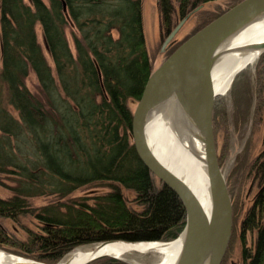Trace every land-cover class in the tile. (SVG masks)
<instances>
[{
  "label": "trees",
  "instance_id": "1",
  "mask_svg": "<svg viewBox=\"0 0 264 264\" xmlns=\"http://www.w3.org/2000/svg\"><path fill=\"white\" fill-rule=\"evenodd\" d=\"M157 1L160 35L167 37L201 3L213 0ZM142 11L143 0H0V172L19 177L13 194L0 197V216L17 217L30 206V196L65 197L87 184L108 187L92 195V203L77 197L63 203L65 210L59 203L32 207L41 230L12 243L14 238L0 227V243L54 263L80 245L111 239L168 241L183 229V201L157 182L131 138L128 101L140 99L155 68ZM224 11L205 13L210 15L206 24ZM38 24L50 58L38 39ZM256 61L264 93V53ZM249 69L236 76L225 101L223 95L216 98L212 125L228 97L248 110L256 96L257 114L264 107V94H255ZM31 71L39 84L36 92L26 83ZM259 154L251 168L257 167L263 184L241 228L242 257L251 264H264V159L258 162L264 150ZM122 186L135 192L141 209L127 203ZM255 229V246L248 248L247 233ZM88 264L134 263L102 256Z\"/></svg>",
  "mask_w": 264,
  "mask_h": 264
},
{
  "label": "water",
  "instance_id": "2",
  "mask_svg": "<svg viewBox=\"0 0 264 264\" xmlns=\"http://www.w3.org/2000/svg\"><path fill=\"white\" fill-rule=\"evenodd\" d=\"M200 8L203 5L193 12ZM192 13L170 31L162 42L163 48L169 47L174 41ZM262 19L264 0H240L229 7L182 41L166 60L155 66L133 109L130 129L135 150L155 177L180 196L186 208L185 225L176 237L182 235L183 243L174 264H221L228 249L233 230V204L225 171L219 163L212 125L216 94L213 93L211 71L224 55L233 50L229 47L231 40ZM247 47L257 51L259 56L264 52V40ZM163 124H167L174 134L184 138L187 147L193 144V147L199 149L196 158L204 165L212 201L209 214L204 211L186 181L166 167L155 153V138L158 136L157 139H162V134L159 135L162 131L159 129ZM176 238L172 240L175 241ZM172 240L111 239L81 245L74 250L105 243L161 245ZM1 250L17 257L8 264H63L74 251H69L57 262L49 263ZM89 252L91 257L83 264L102 256H111ZM112 256L134 264H144L135 257Z\"/></svg>",
  "mask_w": 264,
  "mask_h": 264
},
{
  "label": "rangeland",
  "instance_id": "3",
  "mask_svg": "<svg viewBox=\"0 0 264 264\" xmlns=\"http://www.w3.org/2000/svg\"><path fill=\"white\" fill-rule=\"evenodd\" d=\"M201 4H203V8H200L196 12H193L185 22V24L182 26L181 30H179L174 37V41L169 45V47L163 48L162 42L165 41L166 36L163 35L162 37L159 31L160 16L158 1L143 0V23L147 37V44L151 52L150 54H152L154 67L158 66L159 63L166 60L170 52L176 49L182 43V41L186 40V38L192 35L199 28H202L204 24H206L208 20L207 18H209L208 16L210 15H205V13L208 12L210 14L218 13L224 10L226 11V9H228V7L233 4V2L232 0H213ZM178 19L179 18H176V20ZM37 33L40 43L44 46L43 49L45 50L48 58H50L49 51L45 47V37L40 24L37 25ZM261 54L259 56H261ZM256 60L247 65L244 69L250 66L249 70L251 71V80H249L254 84L253 86L256 89L254 91L258 96L260 93H264L263 91H260L259 88ZM244 69L240 73H238V75L241 74ZM26 83L29 89H31L32 91L36 92L38 90L39 84L36 74L33 71H31L29 76L27 77ZM228 95L229 93L223 95V97L221 98L225 101V98ZM226 100L228 105L225 106L221 114L216 113L214 119V135L216 139L218 157L221 161V167L225 171V177L228 180V187L231 191V198L233 202V231L231 239H229L230 243L228 249L223 261H221V264H232L233 261L242 264H251L250 260H244L242 258L241 249H243V243L241 228L242 222L246 218L249 209L254 203L255 196H257V194L260 192L262 188L261 185L263 184L259 181V172L257 167L255 166L254 168H251V164H253L256 157L260 155L259 153L264 150V107L260 108L258 114L256 113L257 102H260V100H257L256 96L252 101V106H250V108L252 107L251 112L250 108L248 110L245 109L243 107V104H241L240 106L232 104V101L229 97ZM128 102L130 108L134 109L137 103V99H130ZM9 109L15 116H18V112L14 110L11 105H9ZM263 159L264 156L259 157L258 162L262 161ZM18 178L19 177L17 172H0V197L9 198L13 194L12 187L18 185ZM157 182L160 183V180L158 178ZM107 190L108 187L105 184L97 185L96 183L92 185L87 184L86 186L80 187L65 197H59L54 194L30 196L28 197V203L30 206L26 207L27 209L24 210L23 213L18 214L17 217L0 216V227L4 232L14 238L11 239L12 243H17V241L24 242L26 240H29V231L41 230L40 220L36 218L35 214L31 213L30 211L32 207L40 208L44 205H57L59 203L62 207V210H65V204L63 205V203L68 204L72 202V200L77 199V197H87L86 200L89 203H92L94 201L92 195L104 193ZM122 191V193H124L125 197L127 198V203L131 207L135 209H141L138 203L134 200L135 192H132V190L129 191V189L123 186ZM246 238L248 248H254L257 238V229L247 233ZM0 248L28 258V256H25L24 254H21L19 251H17L19 249L18 247H14L6 243H0ZM128 256L135 257L138 261L144 264H155L157 261L161 260L162 253L135 252Z\"/></svg>",
  "mask_w": 264,
  "mask_h": 264
},
{
  "label": "bare ground",
  "instance_id": "4",
  "mask_svg": "<svg viewBox=\"0 0 264 264\" xmlns=\"http://www.w3.org/2000/svg\"><path fill=\"white\" fill-rule=\"evenodd\" d=\"M263 40L264 19L245 28L231 40L229 47L233 50L224 55L213 71H211V83L216 98L226 94L231 88L238 73L258 58L257 51L249 49L247 45L258 43ZM159 130L162 131V133H159V135L162 134V139H157L159 138L158 136L155 138L156 146L153 148L155 153L166 167L186 181L202 204L204 211L209 214L212 201L210 199L208 178H206L204 165L196 158L199 149L193 147V144L187 147L188 144L186 140L174 134L173 130H171L167 124H163ZM182 142L184 144H182ZM182 243L183 236L180 235L175 241L172 240L171 242L162 243L161 245H132L126 243L122 245L118 243H105L101 246L92 245L84 248H77L66 258L63 264H83L91 257L89 251H93L98 255H117L126 258H129L130 256L128 255L135 252H160L162 253L161 260L157 261L155 264H174L180 253ZM15 259H17L16 256H10L0 249V264H8Z\"/></svg>",
  "mask_w": 264,
  "mask_h": 264
},
{
  "label": "flooded vegetation",
  "instance_id": "5",
  "mask_svg": "<svg viewBox=\"0 0 264 264\" xmlns=\"http://www.w3.org/2000/svg\"><path fill=\"white\" fill-rule=\"evenodd\" d=\"M188 16V15H187ZM186 16V17H187ZM243 258V257H242ZM244 259V258H243ZM232 264H242V263H239V262H236V261H233Z\"/></svg>",
  "mask_w": 264,
  "mask_h": 264
},
{
  "label": "crops",
  "instance_id": "6",
  "mask_svg": "<svg viewBox=\"0 0 264 264\" xmlns=\"http://www.w3.org/2000/svg\"><path fill=\"white\" fill-rule=\"evenodd\" d=\"M147 38V37H146Z\"/></svg>",
  "mask_w": 264,
  "mask_h": 264
}]
</instances>
